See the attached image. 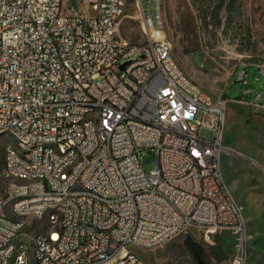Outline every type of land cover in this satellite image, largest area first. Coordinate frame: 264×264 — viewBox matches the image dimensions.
<instances>
[{"label":"built area","instance_id":"built-area-1","mask_svg":"<svg viewBox=\"0 0 264 264\" xmlns=\"http://www.w3.org/2000/svg\"><path fill=\"white\" fill-rule=\"evenodd\" d=\"M68 1L74 0H0L6 104L0 128L12 126L22 146L38 143L30 151L34 165L23 166L11 153L2 172L44 175L35 188L0 194L2 263L16 248L6 247V239L26 226L24 236L37 240L39 264H147L128 259L127 250L157 247L192 227L209 243L231 233V264H247L245 221L221 167L228 101L216 102L196 82H185L165 34L161 0L156 19L135 0L144 42L121 34L130 0H79L86 13ZM257 66L264 74V64ZM247 68L238 75L245 85ZM252 102L264 106V88ZM95 113L105 116L104 149H97L93 124H82ZM205 120L215 131L212 140L200 136ZM49 143L61 144L64 156ZM144 152L155 157L149 172ZM62 165L69 173L56 180ZM74 190H93V197L75 198ZM25 191L33 192V200L18 205L26 220L12 221L2 214L5 198ZM53 200L63 201L53 218L65 219V227L38 234L28 214ZM51 240H59L57 252H50Z\"/></svg>","mask_w":264,"mask_h":264},{"label":"rangeland","instance_id":"rangeland-1","mask_svg":"<svg viewBox=\"0 0 264 264\" xmlns=\"http://www.w3.org/2000/svg\"><path fill=\"white\" fill-rule=\"evenodd\" d=\"M68 2L74 10L86 13L83 1ZM141 3L156 19V0ZM161 7L175 60L216 102L228 101L221 158L223 179L242 210L249 247L247 264H264V109L246 99L254 98L264 88V74L257 66L264 64V0H161ZM138 11L135 0H130L121 34L131 41L144 42ZM244 68L248 85L238 81ZM245 88L251 93L245 94ZM209 125L205 120L200 136L212 140L215 131ZM12 142V133L0 135V194L8 184L2 174L4 147ZM143 163L147 172L152 170L154 155L146 153ZM217 237L225 241L226 254L220 262L210 253ZM190 238L207 251L209 263L231 264L235 237L224 231L209 243L204 232L195 227L162 245L133 252L147 264H198L187 243Z\"/></svg>","mask_w":264,"mask_h":264},{"label":"bare ground","instance_id":"bare-ground-1","mask_svg":"<svg viewBox=\"0 0 264 264\" xmlns=\"http://www.w3.org/2000/svg\"><path fill=\"white\" fill-rule=\"evenodd\" d=\"M185 82L188 84H195L191 78L185 75ZM0 88H5L4 75H0ZM264 109V106H259ZM6 114V104L2 102V94L0 91V118ZM82 124H93V139L97 143V149H104L107 147V139L104 136L105 132V116L102 113H95V115H84L82 117ZM10 132L14 136V142L6 144L4 147V166H9L11 162V153L18 156V161L22 162L23 166L34 165V157L30 151H38V143H30L29 146H22V135L14 130L12 126H2L0 128V135ZM49 150L55 153L56 156H64V148L61 144L49 143ZM69 173V165H62V171L56 173V180H63L67 178ZM3 176L8 180V184L4 194L19 190H29L39 185V182H44V175H37L33 178L30 174H21L20 171L2 172ZM75 198L93 197V190H74ZM33 200V192L25 191L15 195H10L5 198L4 206L2 207V214L9 215L12 221L26 220V213L18 208L19 204H24ZM63 208L62 200H53L44 202L42 210L39 213L28 214L27 224H34L35 231L38 234L58 233V230L65 227V219L53 218V215H60V209ZM44 228V230H41ZM26 226H18L16 236L6 239V247H13L16 243V248L11 250L10 255L7 256V264H39L37 262L38 249L37 240L34 237H26ZM59 247V240L50 241V252H57ZM128 259H140L133 250H127ZM0 264H3L0 260Z\"/></svg>","mask_w":264,"mask_h":264},{"label":"trees","instance_id":"trees-1","mask_svg":"<svg viewBox=\"0 0 264 264\" xmlns=\"http://www.w3.org/2000/svg\"><path fill=\"white\" fill-rule=\"evenodd\" d=\"M242 100L244 98H241ZM246 99L252 100L253 98H251L250 96ZM216 244L214 246L211 247V256L213 258H215L218 262H220L224 257H225V241L223 239H221L220 237H217L216 239ZM205 255L207 260L209 259V257L207 256V251L205 250ZM210 260V259H209Z\"/></svg>","mask_w":264,"mask_h":264},{"label":"water","instance_id":"water-1","mask_svg":"<svg viewBox=\"0 0 264 264\" xmlns=\"http://www.w3.org/2000/svg\"><path fill=\"white\" fill-rule=\"evenodd\" d=\"M187 243H188L189 248L194 253L198 261V264H211L206 259L205 249L203 248L202 245H200L199 243L193 242L191 238L188 239Z\"/></svg>","mask_w":264,"mask_h":264}]
</instances>
